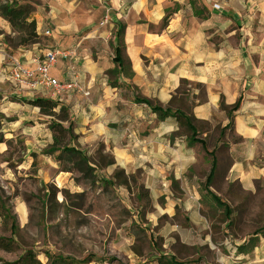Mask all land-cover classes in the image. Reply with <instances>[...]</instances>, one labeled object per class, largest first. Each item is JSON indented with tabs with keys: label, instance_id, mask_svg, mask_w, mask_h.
Wrapping results in <instances>:
<instances>
[{
	"label": "crops",
	"instance_id": "crops-1",
	"mask_svg": "<svg viewBox=\"0 0 264 264\" xmlns=\"http://www.w3.org/2000/svg\"><path fill=\"white\" fill-rule=\"evenodd\" d=\"M43 4L52 10L43 13ZM30 20L36 34L52 43L9 53L3 37L11 29L0 17L1 100H52L67 109L78 147L101 144L114 167L128 175L141 172L149 192L142 228L157 247L153 260L208 264L213 249L228 251L222 226L213 230L218 210L205 183L214 162L208 190L228 206L235 188L251 195L264 189V0H40ZM120 27L129 69L116 74ZM55 50L69 56L57 59V76L53 69L51 76L71 81L77 74L82 91L52 98L10 82L9 57L32 66ZM136 99L182 113L206 149L189 142L183 119H161ZM43 134V147L50 146L51 133ZM185 250L189 254L180 258ZM231 260L220 252L215 262Z\"/></svg>",
	"mask_w": 264,
	"mask_h": 264
},
{
	"label": "rangeland",
	"instance_id": "rangeland-1",
	"mask_svg": "<svg viewBox=\"0 0 264 264\" xmlns=\"http://www.w3.org/2000/svg\"><path fill=\"white\" fill-rule=\"evenodd\" d=\"M16 1L34 11L40 6V0ZM52 6L43 4V13ZM16 36L11 31L3 37L9 53L17 49ZM51 41L40 37L37 44ZM52 73L57 76L55 69ZM12 101L0 98V240L4 241H0V264H21L25 253H31L38 264H50L54 257L76 262L88 259L85 264H156L152 257L157 247L150 244L142 228L148 224L143 213L149 210V192L141 172L126 174L113 166L104 146L81 148L76 139L68 147L79 149L88 159L84 172L75 168L77 159L70 162L66 154L58 162L59 152L48 155L49 146L43 147V131L50 132L43 124H49V118L22 102L8 104ZM46 159L57 169L49 168ZM228 201L229 216L217 206L212 219L213 230L222 226L232 252L224 246L213 249V260L209 256L207 263L217 264L216 255L221 252L230 256L231 264H264V248H260L264 242V189L251 195L235 188L234 199ZM214 234L220 238L219 232ZM8 241L10 252L1 246ZM188 254L185 250L180 258Z\"/></svg>",
	"mask_w": 264,
	"mask_h": 264
},
{
	"label": "trees",
	"instance_id": "trees-1",
	"mask_svg": "<svg viewBox=\"0 0 264 264\" xmlns=\"http://www.w3.org/2000/svg\"><path fill=\"white\" fill-rule=\"evenodd\" d=\"M33 12H34V7L27 5L19 6L17 5L16 0L0 1V17L4 21H6L7 24L10 26L12 33H15L17 35L15 39L16 48L33 46L39 43L40 36L36 34L35 22L33 20H30V17L33 14ZM123 30L124 27H120L115 33L117 39L116 41L117 46L114 49L113 62L115 66L118 68L116 74L117 73L120 74L124 72V67H127L129 69V64L127 63L126 60H124L122 54L124 50V45L122 40ZM136 101L137 103L148 105L151 111L153 113H157L161 119H164L171 115L183 119L186 128L191 133L189 142L199 143L204 150L206 149L205 142L196 138L197 133L195 127L192 124V121L185 118L182 113L180 112L173 113L169 109L162 110L157 106H152L147 100L144 99H136ZM18 102H22L28 106L37 108L39 115L49 118L50 121H49L48 129L52 133V144L49 146L48 150L45 151V154L51 155L59 152V155L57 156L58 162L62 160L64 154L67 155V160L70 162H73V160L77 159L74 161L75 168L79 172H84L85 166L86 167L88 166V159L79 149L68 147V144L71 141L75 140L76 137L72 134L71 123H69V116L67 109L63 106L58 108V104L50 99L35 98L30 101H25L22 99V100H18ZM237 107H238V103L235 104L233 107H231L230 112L235 111ZM220 108L226 109V107H224L222 103L220 104ZM64 123H69L66 129L63 127ZM206 153L212 155L211 153L208 152ZM89 168L90 171L93 170L91 167ZM213 172H214V162L212 163L211 170L206 178L205 189L207 190V193L210 194L211 198L216 203V205L220 208H223L224 214L227 217L230 214V210H231L230 207L208 190ZM11 231L12 233L16 231V225L14 224L11 225ZM256 234L257 233H255V235ZM0 241L4 242L3 240ZM2 242H1V246L3 250L10 252L11 249H9L10 248L9 244L11 243V241H8L6 244ZM20 261L21 264H31V262L33 264L34 263L38 264L36 263L34 257L31 256V253H25L20 259ZM87 261L88 259L80 262H76L62 257H54L50 259V264H85ZM157 264H179V263L174 262L172 258L163 259L162 257H159L157 259Z\"/></svg>",
	"mask_w": 264,
	"mask_h": 264
},
{
	"label": "built area",
	"instance_id": "built-area-1",
	"mask_svg": "<svg viewBox=\"0 0 264 264\" xmlns=\"http://www.w3.org/2000/svg\"><path fill=\"white\" fill-rule=\"evenodd\" d=\"M214 10L219 6L214 5ZM45 36H50L46 31ZM68 52L48 51L42 57L35 59L32 66L23 65L13 57L8 58V73L10 82L18 87H24L30 91H44L52 98L60 96L65 91L81 90L78 85V75L73 74V80L60 81L51 76L58 58L68 57ZM85 96L88 93L83 92Z\"/></svg>",
	"mask_w": 264,
	"mask_h": 264
}]
</instances>
